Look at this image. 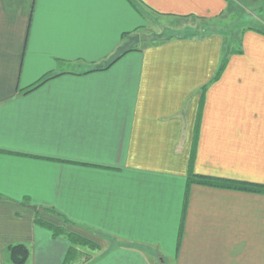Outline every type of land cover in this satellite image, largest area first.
I'll return each mask as SVG.
<instances>
[{
	"label": "crops",
	"instance_id": "crops-1",
	"mask_svg": "<svg viewBox=\"0 0 264 264\" xmlns=\"http://www.w3.org/2000/svg\"><path fill=\"white\" fill-rule=\"evenodd\" d=\"M250 1L0 0V264L16 243L25 264H65L69 238L38 220L98 244L68 264H264V192L189 183L264 185V30L239 52L213 32L92 70L144 17Z\"/></svg>",
	"mask_w": 264,
	"mask_h": 264
},
{
	"label": "trees",
	"instance_id": "trees-1",
	"mask_svg": "<svg viewBox=\"0 0 264 264\" xmlns=\"http://www.w3.org/2000/svg\"><path fill=\"white\" fill-rule=\"evenodd\" d=\"M223 14H220L219 16H222ZM182 18H202V19H208V18H203L200 16H195V15H184L180 16ZM218 18V17H216ZM216 27V26H215ZM246 28H252V27H244L243 29ZM243 29L239 32L237 35V38H235L236 45L232 44V41H228L227 38H224L226 42V48L231 49L230 51H241V32ZM222 28H215L213 29V26H203L202 29L198 30H193V31H188L184 32L183 34H178V35H166L164 33H160L159 35L156 36V39L153 40L151 43L160 41V40H166V39H172L174 37H185V38H192V37H203L206 36L210 33L217 32L220 33L222 36L223 34L229 33L228 30H224ZM137 31V30H135ZM230 31V30H229ZM131 32H127L126 36L128 37ZM150 44V43H148ZM147 44V45H148ZM235 46V47H233ZM138 48V45L134 47L133 49ZM132 49V50H133ZM114 60L113 62H115ZM111 62L110 64H112ZM227 63V56L224 54L223 60L219 66V69L215 75V78H218L221 74V72L224 70L225 66ZM109 64V65H110ZM109 65H100L97 64L92 67L93 69H104L107 68ZM38 85V84H37ZM189 183H200L204 185H210V186H217V187H224V188H231V189H238V190H245V191H251V192H264V185L262 184H255L251 182H242V181H235V180H229L225 178H216V177H211V176H205V175H198V174H193L189 178ZM38 223L50 228L53 230L54 234L59 235V234H64L67 236L72 243V248L70 250V253L68 254V257L66 258L65 264H68L71 259L73 258L74 255H76V245H81V246H90L93 248L99 247L98 244L92 242L91 240L87 239L86 237H83L77 233L74 232H69L67 231L64 227L62 226H55L52 224H49L47 222H44L42 220H38ZM7 254L9 257V260L13 264H25L29 258V248L26 244L24 243H16V244H11L7 247Z\"/></svg>",
	"mask_w": 264,
	"mask_h": 264
},
{
	"label": "rangeland",
	"instance_id": "rangeland-1",
	"mask_svg": "<svg viewBox=\"0 0 264 264\" xmlns=\"http://www.w3.org/2000/svg\"><path fill=\"white\" fill-rule=\"evenodd\" d=\"M264 16V0H254L246 3L231 2L222 16L214 18H187V19H170L162 16L144 17L146 27L138 31L140 35L141 46L147 45L156 39L160 33L166 35H178L184 32L200 30L203 26H213L228 30L229 33L223 34L224 38L232 41L236 45L235 38L244 27H260L264 30L262 17ZM216 26V27H215ZM222 30V31H224ZM230 30V31H229ZM235 47V46H233ZM158 264H160L158 262Z\"/></svg>",
	"mask_w": 264,
	"mask_h": 264
},
{
	"label": "water",
	"instance_id": "water-1",
	"mask_svg": "<svg viewBox=\"0 0 264 264\" xmlns=\"http://www.w3.org/2000/svg\"><path fill=\"white\" fill-rule=\"evenodd\" d=\"M140 42V35L135 33L128 36L127 40L124 41L117 49L112 53L106 60L100 63V65H109L114 60H117L124 53L132 50Z\"/></svg>",
	"mask_w": 264,
	"mask_h": 264
}]
</instances>
